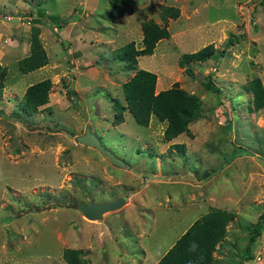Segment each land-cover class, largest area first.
Here are the masks:
<instances>
[{"label":"rangeland","instance_id":"1","mask_svg":"<svg viewBox=\"0 0 264 264\" xmlns=\"http://www.w3.org/2000/svg\"><path fill=\"white\" fill-rule=\"evenodd\" d=\"M150 19L169 38L134 67L116 59L130 41L142 47ZM35 37L47 62L22 73ZM208 44L214 56L180 66L183 54ZM0 64V264H67L66 249L92 264H156L211 208L237 214L214 264L241 260L264 213V109L246 89L254 77L264 85V0H0ZM138 69L156 73V92L176 83L201 100L188 132L166 141V122L153 115L143 126L116 107ZM44 79L48 102L16 112L26 88ZM209 79L218 91L204 86ZM86 127L124 167L77 140ZM206 171L213 175L201 179ZM117 198L124 203L99 220L77 209ZM252 248L244 264H264V230Z\"/></svg>","mask_w":264,"mask_h":264},{"label":"trees","instance_id":"2","mask_svg":"<svg viewBox=\"0 0 264 264\" xmlns=\"http://www.w3.org/2000/svg\"><path fill=\"white\" fill-rule=\"evenodd\" d=\"M40 4L44 0H30ZM115 4V0H111ZM170 16H178V10L173 9ZM142 47L137 48L134 41H130L114 50V56L127 66L134 67L137 58L141 55H150L159 41L169 38V31L165 26H160L150 19L142 23ZM232 37L238 40V36ZM230 36L227 44L233 45ZM31 45L29 56L19 61V70L22 73L33 71L47 62L45 51L35 37ZM216 48L208 44L197 51L185 53L180 59V66L190 70V63L203 62L215 55ZM222 56V52L217 54ZM6 68L0 64V95L5 86ZM157 75L154 72L138 69L132 77L122 84L124 106L116 105L119 110H128L137 124L148 126L150 117L155 116L160 121L166 122L164 139L170 141L178 135L188 132L189 124L201 115V100L179 87L176 83L172 87L156 92ZM50 80L44 79L29 85L19 103L18 113L34 114L39 107L48 102ZM204 86L211 91H218L209 79ZM246 89L252 95L254 109H264V85L259 77H254L247 82ZM117 119H121L120 116ZM182 155L185 153L184 144H173ZM213 173L206 171L201 179H208ZM236 213L221 208H211L207 213L195 220L186 231L174 242L156 264H214V252L218 245L225 243L226 227L233 221ZM264 230V213L258 216L256 222L250 226L247 244L243 250L240 261L244 264L252 257V246ZM81 250L66 249L63 259L67 264H92L81 257Z\"/></svg>","mask_w":264,"mask_h":264},{"label":"water","instance_id":"3","mask_svg":"<svg viewBox=\"0 0 264 264\" xmlns=\"http://www.w3.org/2000/svg\"><path fill=\"white\" fill-rule=\"evenodd\" d=\"M5 21L12 24H18L19 19L12 17L6 18ZM77 140L88 146H92L98 149L103 155H105L113 164H116L120 167H124L125 163L120 158H117L113 152L105 148L101 143L99 138L93 134L88 127L85 128V132L82 135L76 137ZM124 203L123 198H117L103 203H94L92 200H89L87 203H80L77 205V209L82 213V215L89 220H99L103 214L113 211L119 208Z\"/></svg>","mask_w":264,"mask_h":264},{"label":"crops","instance_id":"4","mask_svg":"<svg viewBox=\"0 0 264 264\" xmlns=\"http://www.w3.org/2000/svg\"><path fill=\"white\" fill-rule=\"evenodd\" d=\"M9 17H12V16H8V18H9ZM18 18H19V17H18ZM185 133H186V132H185ZM182 134H183V133H182ZM209 178H210V177H209ZM209 210H210V209H209ZM209 210H207L206 213H207ZM225 210H226V209H225ZM203 214H205V213H203ZM203 214L200 213L198 216H196V217L191 221L190 225H191L195 220H197L198 218H200ZM190 225H188V227H189ZM188 227H187V228H188ZM184 232H185V231H184ZM184 232H183V233H184ZM183 233H182V234H183ZM182 234H181V235H182ZM181 235H180V236H181ZM180 236H179V237H180Z\"/></svg>","mask_w":264,"mask_h":264}]
</instances>
